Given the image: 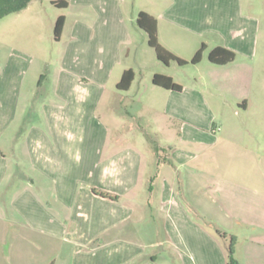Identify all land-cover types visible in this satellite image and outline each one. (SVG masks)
Wrapping results in <instances>:
<instances>
[{"label":"crops","instance_id":"1","mask_svg":"<svg viewBox=\"0 0 264 264\" xmlns=\"http://www.w3.org/2000/svg\"><path fill=\"white\" fill-rule=\"evenodd\" d=\"M73 2L76 16L57 14L53 19L66 18L57 42L70 41L51 71L54 85L42 105L43 124L32 125L23 140L16 141V135L32 111L29 97L34 89L29 82L37 74L31 69L47 63L48 56L42 55L41 64L27 46L0 43V264H148L144 241L133 238L132 226L134 221H146L149 210L165 232L169 230L167 242L179 264H229L232 239L239 264H264V148L256 133L260 27L256 0H141L140 8L133 6L137 14L130 15L136 20L141 12L156 19L160 45L175 56L190 62L206 45L202 61L195 65L199 74L188 85L180 84L181 92L165 89L157 121L162 123L167 149L157 146L155 156L161 149L167 156L158 160L157 183L151 181L146 202L138 193L144 161L153 163L151 157L132 145L110 150L111 127L100 115L91 124L96 137L85 144L80 141V150L71 149L68 126L57 124L69 120L64 114L77 113L85 99L90 103L94 99L93 113L109 99L113 101L108 105L114 107L110 125L115 127L118 117L133 120L136 103L134 69H123L114 83L116 90L108 92L120 61L107 69L105 64L102 74L98 51L88 44L100 19L122 23L123 0ZM38 3L33 0L21 12L35 14H15L23 26L14 35L46 22ZM218 47L233 51L236 59L222 66L210 62L202 71ZM129 69L135 78L130 89L122 91L118 84ZM162 75L178 83L174 76ZM139 98L143 109L155 110L145 96ZM249 113L252 122L243 120ZM100 208L104 213L96 214L94 229L85 230L82 219L95 218V209ZM6 211H11L9 217ZM23 224L32 235L15 233ZM8 225L13 227L9 235ZM54 229L60 233L55 238L73 244L71 252L53 253ZM42 243H48V253L42 251ZM119 243L125 246L118 250Z\"/></svg>","mask_w":264,"mask_h":264},{"label":"rangeland","instance_id":"2","mask_svg":"<svg viewBox=\"0 0 264 264\" xmlns=\"http://www.w3.org/2000/svg\"><path fill=\"white\" fill-rule=\"evenodd\" d=\"M38 2L39 9L42 11L41 13L46 14V22L38 25L35 29L33 28L34 30H31L29 33L21 31V33H15L18 35H14V31L23 26L21 22H17L16 19H14L16 16L15 14L0 20V43L5 42L11 45L13 42H17L22 46H27V48L31 49L32 53L36 54L41 64L42 55L47 54L48 56L47 63H43L41 66L35 64V67L31 69L32 74L35 72L37 74V76L35 75L36 78L31 79L29 82V85H32L34 89V93L29 97L31 98L30 110L32 111L27 115V118L22 121V127L16 135V141L18 139L23 140L24 135L29 131L32 125L43 124L44 118L41 113L42 105L50 93L52 84L54 85V77L51 71L53 70V66L58 62L60 56L64 54L65 44L70 41L67 39L66 41L58 43L55 40L54 28L56 22L53 19L57 14H68L70 16H76L77 14L73 5L74 2L71 3L72 0H70L68 9H58L54 7L51 4V0H38ZM140 4L141 0H123L122 13L125 14V16L122 23L118 21L117 24L113 22L109 24L106 19H100L96 24L95 35L91 34L88 39V44H93L98 51L95 57L96 60L101 63L100 72L102 74L105 64V68L107 69L108 65L110 66L114 61H120L117 63L118 66L116 67L117 69L107 89L108 92L116 90L114 83L118 81L120 72L123 69L133 68L136 72L137 80L132 89V95L135 96L136 99V103H134L131 109L133 120L128 119L129 121H126L124 117H118L120 123L116 124L115 128L112 126L114 125L113 123L110 125L112 122V116L110 117V114L114 111V107L108 105V103L113 100H104L101 107H98V111L95 110L93 113L92 105L94 99H92L91 103L85 99L84 104L79 103L77 113L71 112L69 114H64L69 120L66 122H58L57 124L63 127L68 126V131L73 135V141L71 143L73 146L71 149L76 150L80 141H83V144H85L87 140L90 141V138H93V126L91 124L96 122L94 116L98 118L100 115L107 127H111L109 141L110 150H118L126 147V145H132L138 148L146 157H151L153 163H149L146 160L144 161L143 177L140 181V192L138 193L140 194V198L142 197L144 202H146V200L150 199V195L147 191L149 186L152 185L151 181H154L155 184L157 183L155 176L158 171V160L167 156V151L164 152L162 149L158 151L160 152V156L157 158L155 156V149H157V146L161 145L162 148L167 149V145L163 143V131L160 129L162 123L160 124L157 121V118L159 119V115L162 112L160 106L162 102H165L167 91L153 84V76L157 73L172 75L179 84L188 85L192 77L199 74V69H196L193 64L180 66L177 62L173 63L171 67H168L157 59L155 50L148 44V35L138 27L137 20L130 15L137 14L133 6L140 8ZM106 8H108V6H106ZM18 14L35 13L34 11H30L29 13ZM256 17L260 22L256 49V133L260 135L263 140L261 144L262 149L264 148V0H256ZM30 28L32 27L30 26ZM207 64H210L209 59L201 66L202 71L205 70ZM140 96H145V101L152 103L155 106V110L143 109L139 104V101H141V98H139ZM27 101H29V99H27ZM141 109H143L142 113L140 112ZM71 110L73 109L69 111ZM65 113L67 112L65 111ZM246 116L247 117H243V120L246 118L247 120L245 121H253L254 116L252 113ZM243 120L240 119L239 121ZM53 133L55 135L56 132ZM144 140L147 143H145ZM77 149L80 150L81 148L78 147ZM262 153L264 154V152ZM24 167H26V165H24ZM152 208L156 209L155 205H152ZM10 213L11 211H6L7 217L11 215ZM101 213H104L103 209H95V215ZM151 213V210H149L148 219L146 221H138L139 223L134 221L132 226L133 238L138 240L142 239L144 241L145 254L150 257H148L149 260L146 262L148 264H179L178 260L173 257L174 253L171 244L167 242V232L169 233V230L165 232L166 229L163 227L162 222L157 219L156 213ZM97 215L95 218L91 216L88 221L82 219V223L85 224V230L90 231L94 229ZM153 215H155V217ZM87 227H89V229H87ZM15 229H17L15 233L22 236L33 234L31 231L26 230L24 224ZM70 229L73 231L74 228L70 226ZM5 230L6 234H12L11 231L13 227L8 225ZM53 233L54 239H52L50 245L53 253L57 255L61 250L62 253L71 252L73 244H66L64 238H61V240L60 238H55L56 234H60L55 229ZM41 245L42 251L48 253L50 250L48 243H42ZM94 245L97 244L95 243ZM124 246L125 244L123 243L116 245L118 250ZM29 249L32 250V248ZM120 259L121 258H118V260Z\"/></svg>","mask_w":264,"mask_h":264},{"label":"trees","instance_id":"3","mask_svg":"<svg viewBox=\"0 0 264 264\" xmlns=\"http://www.w3.org/2000/svg\"><path fill=\"white\" fill-rule=\"evenodd\" d=\"M33 0H0V20L7 16L21 13L26 10ZM51 4L58 9H67L70 6V0H51ZM66 18L60 16L55 24L54 28V38L56 41H60L63 35L64 26ZM138 27L148 35V44L155 50L157 59L165 65H169L171 62H177L180 66H186L188 64H199L202 61L204 52L206 50V45L203 44L198 50L194 58L188 62L185 61L168 50L162 47L158 41V27L157 21L152 16L141 12L137 19ZM236 59V54L223 47L215 48L209 54V61L214 65H227L232 63ZM135 78V72L129 69L124 72L120 83L118 84V89L122 91H127L130 89ZM153 84L162 87L166 90H172L176 92H181L183 87L176 83L171 77L155 74L153 77ZM229 264H239L233 257L234 254V240L232 239L229 247Z\"/></svg>","mask_w":264,"mask_h":264}]
</instances>
